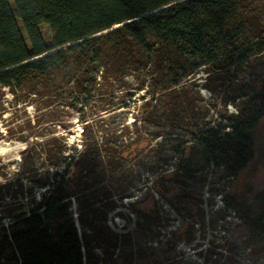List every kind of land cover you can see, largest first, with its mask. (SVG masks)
Here are the masks:
<instances>
[{
	"label": "trees",
	"instance_id": "16d2710c",
	"mask_svg": "<svg viewBox=\"0 0 264 264\" xmlns=\"http://www.w3.org/2000/svg\"><path fill=\"white\" fill-rule=\"evenodd\" d=\"M202 67L237 109L216 125L198 123L185 92ZM6 91L42 113L22 136L23 175L0 179V264H136L145 249L108 217L136 187L135 163L153 150L162 155L152 139L163 132L150 135L151 125L166 120L182 131L175 177L193 178L214 162L235 176L254 157L264 118V0H0V117ZM127 100L138 106L134 120L107 124L103 115ZM64 109L79 113L80 146L56 132L30 139L41 117L56 125ZM262 200L257 207L226 199L257 246L229 237L232 245L210 246L201 264H264ZM142 216L159 222L152 212ZM241 248L250 262L239 261Z\"/></svg>",
	"mask_w": 264,
	"mask_h": 264
},
{
	"label": "rangeland",
	"instance_id": "374dc122",
	"mask_svg": "<svg viewBox=\"0 0 264 264\" xmlns=\"http://www.w3.org/2000/svg\"><path fill=\"white\" fill-rule=\"evenodd\" d=\"M44 38L49 41L51 33L46 25L41 26ZM245 75V73L243 74ZM130 86L133 78L129 79ZM220 81L208 76L204 67L199 69L184 84L196 112L198 123L218 124L225 122V115L237 111L235 104H224ZM213 87V90L210 88ZM137 95V94H136ZM4 106L7 110L0 117V179L5 181L23 175V157L27 143L22 140L27 135V121L37 119L38 111L34 103H22L21 99L5 94ZM125 107L116 108L103 115L105 122L119 127L122 123L130 124L138 114V106L127 100ZM139 103V102H138ZM79 113L67 109L58 111L57 124L52 125L41 117V125L34 129L31 140L38 132L64 135L67 144L72 148L80 146L82 124ZM96 119L101 120L96 114ZM98 126L100 124H97ZM163 132L162 136L152 139V144L162 143V155L153 150L149 155L140 158L142 163H135L138 171L136 187L131 196L117 201V208L109 214L108 224L114 230H129L132 233V244L144 248L146 254L138 255L136 264H201L203 256H209L208 248L213 246L224 251L232 245L229 237H237L240 244L248 240L241 221L227 204L226 199L235 196L244 205H261L264 194V118L255 129L254 157L239 174L228 175L225 167L215 162L196 169L193 178L175 177V166L178 162L176 145L177 136L182 131L172 128L169 122L162 120L159 125H151L148 133ZM23 136V137H22ZM161 176L164 179L161 180ZM25 178V177H24ZM25 185L29 180L25 178ZM157 182V183H156ZM38 190V189H37ZM36 190V191H37ZM38 195V191H37ZM16 197L15 200H21ZM73 217L82 232L78 221L77 204L71 206ZM143 212H152L159 222L149 224L142 216ZM120 213V214H119ZM244 246V245H243ZM238 259L250 262L249 250L238 249Z\"/></svg>",
	"mask_w": 264,
	"mask_h": 264
}]
</instances>
